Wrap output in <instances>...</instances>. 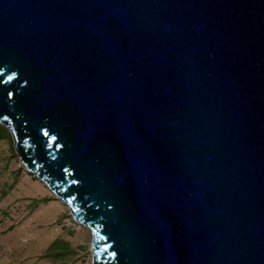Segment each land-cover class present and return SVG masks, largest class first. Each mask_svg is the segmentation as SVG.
<instances>
[{
  "label": "water",
  "instance_id": "water-1",
  "mask_svg": "<svg viewBox=\"0 0 264 264\" xmlns=\"http://www.w3.org/2000/svg\"><path fill=\"white\" fill-rule=\"evenodd\" d=\"M0 124L92 264H264V0H0Z\"/></svg>",
  "mask_w": 264,
  "mask_h": 264
},
{
  "label": "rangeland",
  "instance_id": "rangeland-1",
  "mask_svg": "<svg viewBox=\"0 0 264 264\" xmlns=\"http://www.w3.org/2000/svg\"><path fill=\"white\" fill-rule=\"evenodd\" d=\"M53 211L57 217L49 218ZM24 228L29 229L28 242L21 237ZM10 229L17 232H6ZM0 232V253L11 249L19 262L27 252L37 259L27 264H92L91 230L76 222L68 206L23 168L11 134L0 140Z\"/></svg>",
  "mask_w": 264,
  "mask_h": 264
},
{
  "label": "crops",
  "instance_id": "crops-1",
  "mask_svg": "<svg viewBox=\"0 0 264 264\" xmlns=\"http://www.w3.org/2000/svg\"><path fill=\"white\" fill-rule=\"evenodd\" d=\"M47 201H48V199H46ZM52 209V208H51ZM53 217H57V214L56 213H54V211H53V214H52V216L51 217H49V218H53ZM48 218V219H49ZM47 220V219H46ZM6 232H17L16 231V229H10V230H8V231H6ZM5 232V233H6ZM23 232H25V236H21L23 239H25V241L26 242H28V240H27V237H29L30 236V233H29V229H27V228H24V230H23ZM48 231H45V234L47 233ZM1 233V232H0ZM44 234V235H45ZM51 235H52V232H49V240L48 241H50V239H51ZM15 252V251H14ZM14 252H11V249H9L8 250V253L7 252H5V253H3V254H1L0 253V264H27V262H28V260L29 259H33L34 261H37V259L33 256V257H29V254L26 252L25 254H24V256H23V259H20L21 261L19 262L18 260H16L15 258L13 259L12 258V255H11V253L13 254ZM40 253H42L41 251H40ZM61 253V252H60ZM39 260H41V259H43V260H45L46 258H41V257H39L38 258ZM50 261H51V259H50ZM52 263V262H51ZM50 263V264H51Z\"/></svg>",
  "mask_w": 264,
  "mask_h": 264
},
{
  "label": "trees",
  "instance_id": "trees-1",
  "mask_svg": "<svg viewBox=\"0 0 264 264\" xmlns=\"http://www.w3.org/2000/svg\"><path fill=\"white\" fill-rule=\"evenodd\" d=\"M10 134L9 130L0 124V140L6 138Z\"/></svg>",
  "mask_w": 264,
  "mask_h": 264
}]
</instances>
